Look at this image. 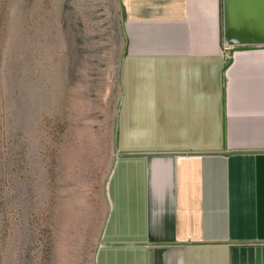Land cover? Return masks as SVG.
<instances>
[{
  "label": "crops",
  "instance_id": "obj_1",
  "mask_svg": "<svg viewBox=\"0 0 264 264\" xmlns=\"http://www.w3.org/2000/svg\"><path fill=\"white\" fill-rule=\"evenodd\" d=\"M118 160L97 264H264V47L222 0H123Z\"/></svg>",
  "mask_w": 264,
  "mask_h": 264
},
{
  "label": "rangeland",
  "instance_id": "obj_2",
  "mask_svg": "<svg viewBox=\"0 0 264 264\" xmlns=\"http://www.w3.org/2000/svg\"><path fill=\"white\" fill-rule=\"evenodd\" d=\"M122 1L0 0V264H97L119 150Z\"/></svg>",
  "mask_w": 264,
  "mask_h": 264
},
{
  "label": "water",
  "instance_id": "obj_3",
  "mask_svg": "<svg viewBox=\"0 0 264 264\" xmlns=\"http://www.w3.org/2000/svg\"><path fill=\"white\" fill-rule=\"evenodd\" d=\"M235 4H239L242 11L249 20H252L251 26L254 30L264 31V0H234ZM223 15H224V32L226 35V44L229 46H236V51H242L255 47H264V43L240 44L233 38L228 24V8L226 0H223Z\"/></svg>",
  "mask_w": 264,
  "mask_h": 264
},
{
  "label": "bare ground",
  "instance_id": "obj_4",
  "mask_svg": "<svg viewBox=\"0 0 264 264\" xmlns=\"http://www.w3.org/2000/svg\"><path fill=\"white\" fill-rule=\"evenodd\" d=\"M226 4L227 24L235 41L240 44L264 43V31L253 29L252 20H249L239 4H235L234 0H226Z\"/></svg>",
  "mask_w": 264,
  "mask_h": 264
}]
</instances>
